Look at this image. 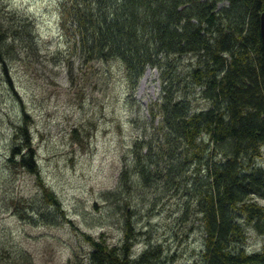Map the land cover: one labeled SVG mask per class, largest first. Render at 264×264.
Masks as SVG:
<instances>
[{
  "label": "rangeland",
  "instance_id": "1",
  "mask_svg": "<svg viewBox=\"0 0 264 264\" xmlns=\"http://www.w3.org/2000/svg\"><path fill=\"white\" fill-rule=\"evenodd\" d=\"M58 2L2 0L33 19L35 42L26 49L16 46V57L7 62L11 85L0 69V251L23 249L37 264H77L79 260L87 264L90 242L85 234L119 242L123 218L119 207L129 203L123 208L133 211L138 229L132 254L149 240L158 243L161 252L157 253L169 264H204L199 214L192 202V195L201 188L192 182L195 175L199 182L204 180V163L191 159L183 169L165 175L159 68L146 65L131 87L117 59L83 61L73 49L71 35L61 29ZM194 59L191 54L170 55L166 74L175 85L171 93L185 96L191 110L205 109L209 102L189 82ZM23 114L28 115L37 172L6 161L13 127ZM141 136L150 138L152 151L160 147L161 159L149 174L154 179L142 184L133 175L127 190H117L130 197L116 207L109 191L117 188L123 162ZM170 142V154L181 150L175 136ZM202 155L205 159L211 152L204 150ZM252 165L264 170V144ZM39 181L60 200L65 219L56 225L15 214L23 198L39 193ZM248 199L264 205V193H252ZM238 221L245 233L239 240L244 249H263L264 215L248 218L241 213Z\"/></svg>",
  "mask_w": 264,
  "mask_h": 264
},
{
  "label": "trees",
  "instance_id": "2",
  "mask_svg": "<svg viewBox=\"0 0 264 264\" xmlns=\"http://www.w3.org/2000/svg\"><path fill=\"white\" fill-rule=\"evenodd\" d=\"M220 1L59 0V22L73 38V49L83 61L117 59L131 87L146 65L159 68L165 175L194 159L204 163V180L199 182L195 175L192 184L199 183L201 188L191 200L199 214L204 264L264 263V248L247 251L239 241L245 233L238 221L241 213L248 218L264 215V205L248 199L252 193H264L263 167L252 165L264 144V54L259 29L264 0ZM32 20L0 0V69L9 85L7 62L16 57V46L26 49L34 45ZM182 54L195 58L189 82L209 102L205 109L191 110L185 96L171 93L175 85L166 74L167 60L170 55ZM27 118L23 114L13 127L6 161L37 172ZM170 134L181 147L172 154L168 152L173 144ZM130 149L117 188L109 191L116 207L121 199L130 197L117 190H127L133 175L142 184L146 179L152 181L150 171L161 159L160 147L152 151L150 138L144 136ZM208 149L211 155L204 159L202 153ZM38 185L39 193L23 198L15 214L56 225L65 219L60 200L41 181ZM123 207H119L123 217L119 242L108 243L101 235L85 234L90 242L87 264H169V259L157 253L161 250L154 241L148 240L132 254L138 229L133 211ZM0 264L37 263L19 248L0 251Z\"/></svg>",
  "mask_w": 264,
  "mask_h": 264
},
{
  "label": "water",
  "instance_id": "3",
  "mask_svg": "<svg viewBox=\"0 0 264 264\" xmlns=\"http://www.w3.org/2000/svg\"><path fill=\"white\" fill-rule=\"evenodd\" d=\"M260 35H261V41L263 46V54H264V8L260 12Z\"/></svg>",
  "mask_w": 264,
  "mask_h": 264
},
{
  "label": "bare ground",
  "instance_id": "4",
  "mask_svg": "<svg viewBox=\"0 0 264 264\" xmlns=\"http://www.w3.org/2000/svg\"><path fill=\"white\" fill-rule=\"evenodd\" d=\"M145 75V74H144ZM145 77V76H144Z\"/></svg>",
  "mask_w": 264,
  "mask_h": 264
}]
</instances>
